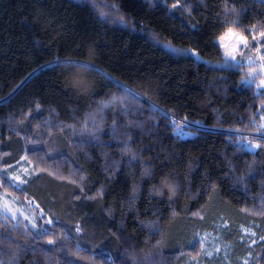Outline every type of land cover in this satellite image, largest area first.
I'll return each mask as SVG.
<instances>
[{"label": "trees", "instance_id": "trees-1", "mask_svg": "<svg viewBox=\"0 0 264 264\" xmlns=\"http://www.w3.org/2000/svg\"><path fill=\"white\" fill-rule=\"evenodd\" d=\"M253 26L264 0H0V166L38 170L2 186L63 217L0 212V264H182L212 227L264 264V93L215 41Z\"/></svg>", "mask_w": 264, "mask_h": 264}, {"label": "rangeland", "instance_id": "rangeland-1", "mask_svg": "<svg viewBox=\"0 0 264 264\" xmlns=\"http://www.w3.org/2000/svg\"><path fill=\"white\" fill-rule=\"evenodd\" d=\"M233 30V33H238L243 35L247 38L250 47L244 48L243 45H239V49L242 51H238L236 54V60H231L230 58L225 57V49L221 47V41L219 37L225 35L227 30L218 36L215 41L219 44L221 51L225 57V61L230 64H242V67L246 70V77L245 80L253 83L256 89L259 92L264 93V84L261 81H264V68L260 65L264 64V61H261L257 56L256 48L260 47L264 44V40H261L259 37L258 29H251L250 33L245 34L240 29L235 27H230ZM253 36L257 37V40H253ZM259 41V43H258ZM226 44H234L235 40H228L224 41ZM170 48V44H164ZM262 54H264V49H262ZM248 56H251L255 61L254 64H250L249 60L247 59ZM249 73H252L250 76ZM262 122H264V116L262 117ZM182 136H189L192 134L190 130H180ZM240 134H244L246 136H259L257 133H246L238 131ZM238 141L249 150H253L256 148L260 141L246 138V137H239ZM255 146V147H253ZM0 174L2 177L9 180L11 183L15 184L18 189H22L24 185H26L30 180H32L37 174L38 170L34 168L33 163L27 157H21L17 162L9 165H1L0 166ZM19 177V179H16ZM20 180H23L24 183H20ZM26 193V191H25ZM0 212L8 215L9 217L17 220L20 219L26 225L31 227L36 232H42L45 229L50 227L49 221H62V215L60 210H57L55 207H50L46 204V202L40 200L33 194L26 193L23 196L17 192L7 191L2 186V180L0 178ZM35 225V227H33ZM76 228L75 230L78 231L80 234L85 233V230L82 228V224L79 222L75 223ZM82 226V227H81ZM87 234V233H86ZM89 234V232H88ZM92 234V233H90ZM256 232L246 223H240L237 226V231H233V238H238L240 241H249V243H253L258 241L259 239L255 237ZM190 245L194 244L197 248L193 250L188 256L186 263L182 262V264H218L219 261L222 264H232L236 261L239 264H246L248 260L251 259V254L242 255L238 249L242 247L240 245L237 248H233L232 244L229 243L223 238L221 233V228L213 229H201L197 231L193 235V239L191 238ZM251 243V244H252ZM102 250L106 253L108 252L107 249L102 248Z\"/></svg>", "mask_w": 264, "mask_h": 264}, {"label": "snow or ice", "instance_id": "snow-or-ice-1", "mask_svg": "<svg viewBox=\"0 0 264 264\" xmlns=\"http://www.w3.org/2000/svg\"><path fill=\"white\" fill-rule=\"evenodd\" d=\"M177 4H173V7H177ZM235 23V22H233ZM253 28L255 29V26H253ZM259 37L261 40H264V31L259 33ZM228 39V40H235L234 44H226L224 43V41ZM219 40L221 41V47L225 49V57L226 58H230L231 60H236V54L238 51H242V49H239V45H243L244 48H248L250 47L249 42L247 40V38L243 35H240L238 33H233L232 28H229L227 30V33L225 35H222L219 37ZM253 40H257L256 36H253ZM259 43V41H258ZM262 49H264V44H262L260 47L256 48V52H257V56L259 57V59L261 61H264V54H262ZM247 59L249 60L250 64H254L255 61L253 60V58L251 56H248ZM262 68H264V64L260 65ZM249 75L251 76L252 73H249ZM262 84H264V81H261ZM255 147V146H253ZM16 179H19V177H16ZM20 183H24L23 180H20ZM49 223H51V221H49ZM33 227H35V225H33ZM49 243H53V241H49Z\"/></svg>", "mask_w": 264, "mask_h": 264}]
</instances>
